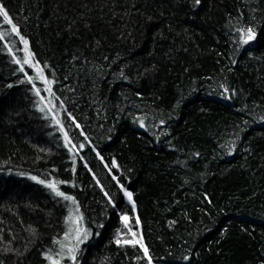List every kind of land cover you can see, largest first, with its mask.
I'll use <instances>...</instances> for the list:
<instances>
[{"label":"trees","instance_id":"obj_1","mask_svg":"<svg viewBox=\"0 0 264 264\" xmlns=\"http://www.w3.org/2000/svg\"><path fill=\"white\" fill-rule=\"evenodd\" d=\"M0 6V264H264V0Z\"/></svg>","mask_w":264,"mask_h":264},{"label":"snow or ice","instance_id":"obj_2","mask_svg":"<svg viewBox=\"0 0 264 264\" xmlns=\"http://www.w3.org/2000/svg\"><path fill=\"white\" fill-rule=\"evenodd\" d=\"M195 3L198 5L200 3V0H195ZM0 17L3 18V21L6 23V24H9L12 26V29L13 31L16 33V35H19V30L18 28L16 27L15 24H13L12 22V19L10 18L8 12L2 7L0 6ZM245 35H246V38L244 39V43H248V40L249 39H253L254 38V33H253V30L251 28H248L246 30H242ZM0 39H3V35L0 34ZM21 41L23 42L24 46H25V51H26V55H25V58L23 59V64L25 65H28L29 67H32L34 68V70L36 71L37 73V76H36V79H40L43 83H45L46 85H50L52 82L49 81L43 74V69L39 67L38 64H34L32 63L33 61V56H32V53L27 51V48H28V41L27 40H24V38L21 36L20 37ZM13 62L14 63H17V64H21V61L20 60H17L15 59V57L13 58ZM21 72L24 71V68L23 66L20 67L19 69ZM26 74V73H25ZM27 75V74H26ZM29 83H32L33 82V78L29 77V80H28ZM46 91H48L50 94L54 95V93H51V88H47ZM35 95L37 96H40V90L37 89L35 91ZM43 99V98H41ZM51 103V102H49ZM40 111H44V108H40L39 109ZM75 122V121H73ZM57 124L60 123L59 120L56 121ZM140 126L141 127H144V124H143V121L140 122ZM76 127H80L79 124L76 125ZM61 131H63V128H61ZM64 139L66 141V145H69L71 144V140L69 139L67 133L65 132L64 133ZM76 145H72V147H75ZM80 147H83V145H80ZM71 150V149H69ZM113 165L115 166V161H113ZM115 179V177H113ZM32 179H36L35 177H32ZM38 183H41V184H44L47 188H49L51 190L52 193H54L55 196L57 197H61L63 198L65 201H71V203L73 205H77V202L76 200L70 196V195H66L64 192L60 191L59 190V187H58V184L60 183H65L63 181H53V182H46L44 180H40V181H37ZM105 195L107 196L108 194L105 193ZM124 195L128 198V201L130 203H132V193L131 192H128V191H125L124 192ZM111 202V201H109ZM132 207H133V210L135 209V204L133 203L132 204ZM75 212L78 214L79 213V206L77 205L76 208H75ZM69 221H72V222H79V220L82 219V216H79V215H76L75 217L73 216H69ZM121 220L124 222V226L126 228H128V231L129 233H131V239H128V240H124L123 243L124 244H131L133 246H135L136 244H140V247L143 248L145 254L147 255V248L143 245L142 243V237L141 238H137V233L134 232L132 230L131 227H129V224H128V221H129V217L128 216H121ZM137 223H139V221L137 220ZM72 232H75V239L77 241V246L75 247H69L68 248V253H69V258L73 261V264H75V261H76V255L75 253L78 251V244L79 243H82L83 242V239H86L87 236H88V233L85 231L83 232V236H81V230L77 227L75 229H72L71 230ZM65 239L67 240L68 239V235L66 234L65 236ZM117 244H120L121 243V240L118 238L117 239ZM64 248V245L61 243V249L63 250ZM47 259H51V257H46ZM52 264H59V261H52ZM149 264H151V260L149 259Z\"/></svg>","mask_w":264,"mask_h":264},{"label":"rangeland","instance_id":"obj_3","mask_svg":"<svg viewBox=\"0 0 264 264\" xmlns=\"http://www.w3.org/2000/svg\"><path fill=\"white\" fill-rule=\"evenodd\" d=\"M125 192V191H124ZM125 196V195H124ZM125 198L128 200V198L125 196ZM124 223V222H123ZM138 238V237H137Z\"/></svg>","mask_w":264,"mask_h":264}]
</instances>
